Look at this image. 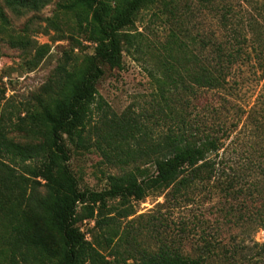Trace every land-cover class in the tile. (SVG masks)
Instances as JSON below:
<instances>
[{
  "label": "rangeland",
  "instance_id": "obj_1",
  "mask_svg": "<svg viewBox=\"0 0 264 264\" xmlns=\"http://www.w3.org/2000/svg\"><path fill=\"white\" fill-rule=\"evenodd\" d=\"M71 1L37 0L32 7L0 0V126L11 142L38 143L37 138L17 131L14 125L25 126L27 123L21 125V120L38 108V101L54 96L53 81L80 67L84 57L93 54L97 39L89 31V15ZM102 1L111 13L115 12L118 0ZM171 1L178 2L179 20L192 29V35L214 29L212 15L199 9L195 0ZM163 10H140L134 23L122 31L119 67L98 63L103 75L95 88L101 109L93 107V118L86 128L91 133L85 147L64 141L70 157L68 167L81 190L96 192L107 187L110 176L124 171L133 170L139 178L154 173L153 157L137 160L123 169L104 159L93 143V129L103 113L129 116L155 140L184 125L191 126V130L197 127V132H201L224 123L230 133L223 139L218 154V171L208 182L197 183L179 194L160 187L147 191L140 200L123 204L110 200L106 203L110 213L106 215L113 218L128 241L126 245H131H124L126 248L155 252L167 245L194 257L195 247L207 241L216 247L250 248L247 252L251 255L237 264H264L253 246L264 242V229L256 220L264 216V165H256L262 161L260 154L264 156L263 141L252 136L255 126L250 118L254 117L248 119L245 114L239 120L234 110H217L225 100L228 106L247 111L262 85L258 80L260 71L249 65L236 68L232 95L228 96L204 89L174 90L164 83L169 81L165 78L162 48L172 18L162 14ZM191 51L202 54L197 47ZM125 210L130 213L127 217H123ZM76 226L105 259H111V250L102 234L93 228L92 220H82ZM16 245L21 251H28L30 263L53 264L58 258L59 237L45 216L29 213L24 206L8 200L0 209V264H18L20 256L13 249Z\"/></svg>",
  "mask_w": 264,
  "mask_h": 264
},
{
  "label": "trees",
  "instance_id": "obj_2",
  "mask_svg": "<svg viewBox=\"0 0 264 264\" xmlns=\"http://www.w3.org/2000/svg\"><path fill=\"white\" fill-rule=\"evenodd\" d=\"M9 1L32 7L37 2ZM71 2L89 15V31L96 36L97 44L80 67L53 81L54 96L48 101H38V108L21 120V125L27 123L25 126L14 125L17 131L37 138L38 143L11 142L0 126V209L4 201L11 200L29 213L45 216L59 237L58 258L53 264H237L246 260L252 253L247 252L250 248L216 247L217 244L213 246L207 241L195 247L194 257L167 245L155 252L126 248L127 239L122 237L113 218L106 215L110 213L106 206L110 200L122 204L140 200L147 191L160 187L179 194L181 190L193 189L197 183L208 182L218 171V154L223 139L230 133L224 123H216L201 132H197V127L191 130V126L184 125L155 140L147 136L144 126L129 116L103 113L93 129V143L104 159L123 169L137 160L153 157L154 173L139 178L133 170L124 171L110 176L107 187L98 192L79 188L68 167L70 157L64 141H75L77 146L85 147L91 133L86 128L92 121L93 107L101 109L95 88L103 75L98 63L119 67L122 31L134 23L140 10L161 7L165 9L161 13L172 18L168 39L162 48L166 59L165 78L169 81L164 83L174 90L204 89L228 96L232 95L236 68L249 65L259 70L258 80L262 85L247 111L236 105L230 107L225 100L217 110H234L239 120L245 114L248 119L254 117L250 118L255 126L252 136L263 141L264 146V0H195L196 6L212 15L215 22L213 30L200 36L192 35V29L179 20L178 2L171 0H118L113 13L102 0ZM186 7L191 10L190 4ZM196 47L202 54L191 51ZM236 127L237 123L233 129ZM260 157L262 161L256 162L258 167L264 165V156L260 154ZM129 215L125 210L123 217ZM86 219L92 220L93 228L102 234L111 250L110 260L105 259L76 226ZM256 220L264 229V216ZM19 246L13 247L20 256L18 264H29L28 251H21ZM253 246L257 248L256 255L263 260L264 242Z\"/></svg>",
  "mask_w": 264,
  "mask_h": 264
}]
</instances>
